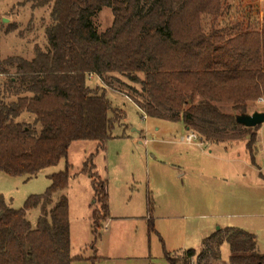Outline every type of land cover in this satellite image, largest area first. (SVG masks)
<instances>
[{
	"label": "trees",
	"instance_id": "trees-1",
	"mask_svg": "<svg viewBox=\"0 0 264 264\" xmlns=\"http://www.w3.org/2000/svg\"><path fill=\"white\" fill-rule=\"evenodd\" d=\"M221 3L44 0L42 5H52L47 50L36 49L30 61L10 58L0 65L5 77L0 87V173L32 178L65 159L74 142L104 147L124 114L100 90L88 87L90 76L101 81L118 76L140 86L145 101L135 104L145 116L181 122L207 143L245 140L256 165L257 133L264 132V124L244 128L236 117L248 115V105L264 99V13L205 29L206 18L214 23L223 18ZM105 8L113 22L98 33L94 18ZM221 105L231 106L236 115L222 113ZM24 115L33 122L19 121ZM94 169L91 157L82 172L92 178L94 203L100 207L92 213L96 235L108 219V207L105 185ZM50 180L46 193L29 197L20 210L11 209L0 195V264L72 263L68 201L61 197L50 208L53 195L68 186V170ZM37 208L40 217L32 229L26 215ZM224 240L230 248L228 264H264L254 235L230 228ZM184 253L177 260L165 254L166 263L189 264L196 253Z\"/></svg>",
	"mask_w": 264,
	"mask_h": 264
},
{
	"label": "rangeland",
	"instance_id": "rangeland-1",
	"mask_svg": "<svg viewBox=\"0 0 264 264\" xmlns=\"http://www.w3.org/2000/svg\"><path fill=\"white\" fill-rule=\"evenodd\" d=\"M43 1L0 0V65L10 58L30 61L36 49L47 50L45 31L52 5H42ZM221 2L223 18L215 23L206 18L205 29L264 13L263 0ZM112 22L106 8L94 18L98 33ZM113 77L101 81L90 76L87 81L124 114L111 139L103 148L95 142H74L65 159L32 178L0 173V195L6 204L22 209L29 197L46 193L51 176L68 170V186L53 195L50 208L61 197L68 201L71 264H167L165 254L177 260L189 250L196 253L189 264H228L230 248L224 238L230 228L254 235L264 255L263 130L257 133L256 165L245 140L214 144L196 134L189 143L186 137L194 132L181 122L145 116L135 104L137 99L145 101L140 86ZM4 82L0 76V87ZM220 110L236 115L231 106L221 105ZM254 112L264 113L258 100L248 105V115ZM19 121L32 123L33 117L24 115ZM91 157L94 173L105 185L108 207V219L96 235L92 213L100 207L94 203L92 178L82 172ZM39 217V208L27 213L32 229Z\"/></svg>",
	"mask_w": 264,
	"mask_h": 264
},
{
	"label": "water",
	"instance_id": "water-1",
	"mask_svg": "<svg viewBox=\"0 0 264 264\" xmlns=\"http://www.w3.org/2000/svg\"><path fill=\"white\" fill-rule=\"evenodd\" d=\"M236 123L244 128H255L264 124V113L254 112L251 115L237 116Z\"/></svg>",
	"mask_w": 264,
	"mask_h": 264
},
{
	"label": "built area",
	"instance_id": "built-area-1",
	"mask_svg": "<svg viewBox=\"0 0 264 264\" xmlns=\"http://www.w3.org/2000/svg\"><path fill=\"white\" fill-rule=\"evenodd\" d=\"M258 104L259 105H264V99L259 98L258 99ZM196 134L195 133H189L188 136L186 137L187 142L191 143L193 140H196Z\"/></svg>",
	"mask_w": 264,
	"mask_h": 264
},
{
	"label": "crops",
	"instance_id": "crops-1",
	"mask_svg": "<svg viewBox=\"0 0 264 264\" xmlns=\"http://www.w3.org/2000/svg\"><path fill=\"white\" fill-rule=\"evenodd\" d=\"M188 131V129H186Z\"/></svg>",
	"mask_w": 264,
	"mask_h": 264
}]
</instances>
